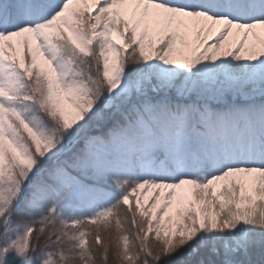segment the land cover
<instances>
[{"label":"snow or ice","instance_id":"6c2138e0","mask_svg":"<svg viewBox=\"0 0 264 264\" xmlns=\"http://www.w3.org/2000/svg\"><path fill=\"white\" fill-rule=\"evenodd\" d=\"M0 264H264V0H0Z\"/></svg>","mask_w":264,"mask_h":264}]
</instances>
